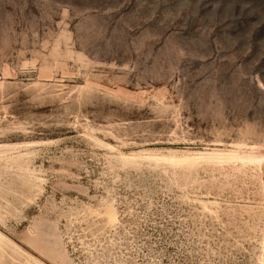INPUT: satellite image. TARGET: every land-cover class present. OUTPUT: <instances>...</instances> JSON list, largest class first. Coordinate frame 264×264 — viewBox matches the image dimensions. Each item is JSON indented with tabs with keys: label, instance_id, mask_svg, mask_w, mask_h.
Listing matches in <instances>:
<instances>
[{
	"label": "rangeland",
	"instance_id": "obj_1",
	"mask_svg": "<svg viewBox=\"0 0 264 264\" xmlns=\"http://www.w3.org/2000/svg\"><path fill=\"white\" fill-rule=\"evenodd\" d=\"M28 262L264 264V0H0V264Z\"/></svg>",
	"mask_w": 264,
	"mask_h": 264
},
{
	"label": "bare ground",
	"instance_id": "obj_2",
	"mask_svg": "<svg viewBox=\"0 0 264 264\" xmlns=\"http://www.w3.org/2000/svg\"><path fill=\"white\" fill-rule=\"evenodd\" d=\"M244 149L240 148L235 151H224V149H203L198 150L196 152H191L187 157H184L183 160L188 159H202V160H210V161H229V160H249V161H258L263 155L259 152L253 151L252 147H247L244 145ZM27 264H34L28 262Z\"/></svg>",
	"mask_w": 264,
	"mask_h": 264
}]
</instances>
